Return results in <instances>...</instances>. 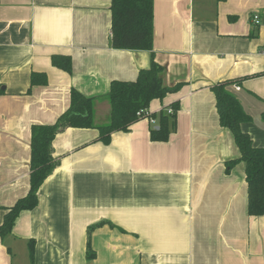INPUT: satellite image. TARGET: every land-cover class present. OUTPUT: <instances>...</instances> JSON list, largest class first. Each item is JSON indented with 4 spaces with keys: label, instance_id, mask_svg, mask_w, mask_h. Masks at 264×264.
Here are the masks:
<instances>
[{
    "label": "crops",
    "instance_id": "obj_1",
    "mask_svg": "<svg viewBox=\"0 0 264 264\" xmlns=\"http://www.w3.org/2000/svg\"><path fill=\"white\" fill-rule=\"evenodd\" d=\"M153 26L163 83L179 88L150 101L155 123L108 143L97 128L57 133L56 166L0 237V264H264V215L248 214L245 164L212 90L236 81L228 89L252 118L241 129L263 146L264 0H153ZM53 55L70 56L72 71ZM150 60L113 47L110 0H0V224L29 189L31 127L54 123L72 88L107 123L111 81L135 80ZM32 72L47 83L31 85ZM175 103L167 139L152 138Z\"/></svg>",
    "mask_w": 264,
    "mask_h": 264
},
{
    "label": "trees",
    "instance_id": "obj_2",
    "mask_svg": "<svg viewBox=\"0 0 264 264\" xmlns=\"http://www.w3.org/2000/svg\"><path fill=\"white\" fill-rule=\"evenodd\" d=\"M111 41L113 47L124 50H147L151 53L150 65L139 70L133 81L113 80L106 94L110 113L107 123L95 125L93 122V100L78 90L70 91L68 108L60 113L52 124H35L31 127L29 189L12 206L8 207L0 224V237L11 232L14 222L23 210L33 209L38 202L37 192L47 176L56 166L52 155V142L56 134L67 127L97 128L99 138L104 143L110 140L113 131H127L137 120V112L148 108L152 99L163 98L168 92L176 91L180 84L166 86L163 83V66L155 59L153 51V0H110ZM52 64L67 72L72 71L71 57L53 55ZM47 83L45 73L32 72L31 85ZM236 83L227 80L212 87L216 99L217 113L221 126L228 128L240 152V160L245 164L247 183V210L249 215H264V145L255 146L249 133L241 129V124L251 121L239 98L228 87ZM175 103L171 114H158V128H153L152 138L165 140L169 135V123L178 110ZM154 116V114H151ZM226 162L227 169L237 162ZM30 256L33 257L34 244L29 242ZM94 253L87 249V258Z\"/></svg>",
    "mask_w": 264,
    "mask_h": 264
},
{
    "label": "built area",
    "instance_id": "obj_3",
    "mask_svg": "<svg viewBox=\"0 0 264 264\" xmlns=\"http://www.w3.org/2000/svg\"><path fill=\"white\" fill-rule=\"evenodd\" d=\"M252 21L255 25H259L260 24V17L258 14H253L252 15ZM262 54H264V49L261 51ZM236 90L239 89L238 86H235ZM164 112L166 114H171L173 112V108L171 106H168L167 108H165ZM137 115L141 118H145L147 120H149V122L151 123H155L156 119L153 115H151V112L149 111L148 108H144L141 109L137 112Z\"/></svg>",
    "mask_w": 264,
    "mask_h": 264
}]
</instances>
